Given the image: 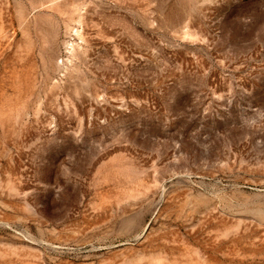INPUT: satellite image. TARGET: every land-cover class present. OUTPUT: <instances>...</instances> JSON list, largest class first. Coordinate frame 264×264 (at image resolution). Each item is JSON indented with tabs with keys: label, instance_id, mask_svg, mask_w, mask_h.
<instances>
[{
	"label": "rangeland",
	"instance_id": "1",
	"mask_svg": "<svg viewBox=\"0 0 264 264\" xmlns=\"http://www.w3.org/2000/svg\"><path fill=\"white\" fill-rule=\"evenodd\" d=\"M0 264H264V0H0Z\"/></svg>",
	"mask_w": 264,
	"mask_h": 264
},
{
	"label": "bare ground",
	"instance_id": "2",
	"mask_svg": "<svg viewBox=\"0 0 264 264\" xmlns=\"http://www.w3.org/2000/svg\"><path fill=\"white\" fill-rule=\"evenodd\" d=\"M64 1V0H63ZM55 3V2H54ZM53 4V3H52Z\"/></svg>",
	"mask_w": 264,
	"mask_h": 264
}]
</instances>
